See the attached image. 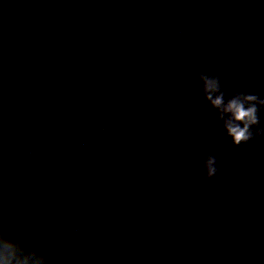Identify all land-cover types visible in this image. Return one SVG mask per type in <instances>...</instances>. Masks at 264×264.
Instances as JSON below:
<instances>
[{
  "label": "water",
  "instance_id": "obj_1",
  "mask_svg": "<svg viewBox=\"0 0 264 264\" xmlns=\"http://www.w3.org/2000/svg\"><path fill=\"white\" fill-rule=\"evenodd\" d=\"M148 2L0 0V234L47 264H264V137L233 147L199 80L264 97V0Z\"/></svg>",
  "mask_w": 264,
  "mask_h": 264
},
{
  "label": "clouds",
  "instance_id": "obj_2",
  "mask_svg": "<svg viewBox=\"0 0 264 264\" xmlns=\"http://www.w3.org/2000/svg\"><path fill=\"white\" fill-rule=\"evenodd\" d=\"M142 12L150 10L148 0H140ZM132 24L129 31L135 32ZM204 99L217 113L224 134L233 147L249 144L264 137V97L248 91H237L230 95L223 88L218 75L199 73ZM206 179L222 181L214 156L209 155L203 163ZM0 264H47L44 256L36 252L26 253L18 243L0 234Z\"/></svg>",
  "mask_w": 264,
  "mask_h": 264
}]
</instances>
